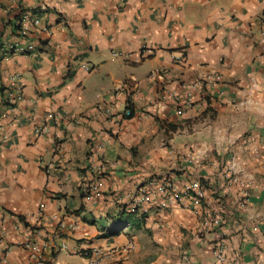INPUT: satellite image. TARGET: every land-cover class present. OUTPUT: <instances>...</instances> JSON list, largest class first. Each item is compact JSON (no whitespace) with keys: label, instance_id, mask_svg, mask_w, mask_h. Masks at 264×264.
<instances>
[{"label":"crops","instance_id":"1","mask_svg":"<svg viewBox=\"0 0 264 264\" xmlns=\"http://www.w3.org/2000/svg\"><path fill=\"white\" fill-rule=\"evenodd\" d=\"M32 10L49 31L6 51ZM263 33L264 0H0V264H264ZM166 173L204 197L104 235Z\"/></svg>","mask_w":264,"mask_h":264},{"label":"built area","instance_id":"2","mask_svg":"<svg viewBox=\"0 0 264 264\" xmlns=\"http://www.w3.org/2000/svg\"><path fill=\"white\" fill-rule=\"evenodd\" d=\"M18 24L17 37L13 41L7 42L6 51L12 53H22L30 54L36 51L35 42L29 40V36L34 28H39L42 31H49V27L43 22L42 18L35 12L26 11L24 14L15 22ZM264 36V33H263ZM115 55H121L119 52H114ZM86 70H91L90 65L84 66ZM221 74L213 73L204 76L203 78L196 81L192 86L203 85L206 82L220 80ZM192 94H188L183 104L190 106L192 104ZM22 98V92L20 90L10 91L7 96L9 102H17ZM179 113L183 110L180 108ZM131 110L127 109L125 114L127 116L131 115ZM4 110L0 113V128H1V117L4 115ZM38 131H42L41 128ZM1 134V133H0ZM100 182V178L97 179ZM205 195L203 188V182L201 178H194L183 183L180 187L176 183L175 179L170 173H166L163 177H151L144 180L139 186V194L131 201L127 207V211L130 213L145 214L147 211V206L151 204L156 199L159 200L162 207H169L182 202L185 198H193L197 201L201 200ZM132 225V220L125 223V227ZM113 226V223L109 227ZM22 245L34 251L37 258L41 260L44 249L48 246L46 241L42 243H37L31 240L23 241ZM215 256L218 263L225 261L226 256L224 252L223 244H217L215 246ZM83 255L89 257L92 263L99 262L103 257L102 249L85 250Z\"/></svg>","mask_w":264,"mask_h":264},{"label":"trees","instance_id":"3","mask_svg":"<svg viewBox=\"0 0 264 264\" xmlns=\"http://www.w3.org/2000/svg\"><path fill=\"white\" fill-rule=\"evenodd\" d=\"M13 28H14V32H17L18 24L15 23ZM132 215H133L132 213L127 211L126 207H123L117 214L109 218L112 221H114V223H113V226L111 227L105 226L106 232H104V235L118 234L121 231V229L124 227L125 223L131 220ZM21 219L23 220L22 217Z\"/></svg>","mask_w":264,"mask_h":264},{"label":"rangeland","instance_id":"4","mask_svg":"<svg viewBox=\"0 0 264 264\" xmlns=\"http://www.w3.org/2000/svg\"><path fill=\"white\" fill-rule=\"evenodd\" d=\"M101 221V220H100Z\"/></svg>","mask_w":264,"mask_h":264}]
</instances>
